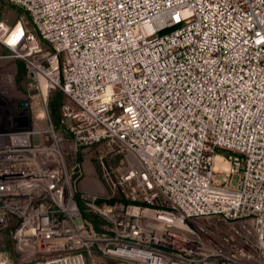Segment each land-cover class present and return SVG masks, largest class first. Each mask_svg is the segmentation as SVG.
<instances>
[{"label": "built area", "instance_id": "obj_1", "mask_svg": "<svg viewBox=\"0 0 264 264\" xmlns=\"http://www.w3.org/2000/svg\"><path fill=\"white\" fill-rule=\"evenodd\" d=\"M6 1L0 264H264V0Z\"/></svg>", "mask_w": 264, "mask_h": 264}, {"label": "rangeland", "instance_id": "obj_2", "mask_svg": "<svg viewBox=\"0 0 264 264\" xmlns=\"http://www.w3.org/2000/svg\"><path fill=\"white\" fill-rule=\"evenodd\" d=\"M20 19H24V21L27 23V26L29 28H32V24L30 22L29 16L27 15V13L20 7L11 4L9 2H7L6 0H0V22L4 21L6 23H8L9 25H14L16 24ZM7 50L3 47L0 46V54H7ZM17 65L19 67L20 70V76L23 77L24 76V66L21 62H17ZM18 87L23 90L24 92H27L26 89V81L23 80L21 81V79L18 80ZM59 95V93L56 92H52L50 94V108L53 107V102L55 101V99L57 98V96ZM61 100H65V97L61 95ZM40 103H38V101L36 100V103L34 104V108L35 109H39L40 108ZM52 110V109H51ZM116 161L114 158L112 159H108V161L104 162V165L101 164H97L95 165L98 166L97 167V171L99 173V176L101 177V180L103 181L102 178V174H103V167H105L106 169L109 167V165H113L115 164ZM221 181H223V179H221ZM104 182V181H103ZM233 184L236 185L237 184V179L235 178V180L233 181ZM83 196V198H81ZM89 194L86 193H79V198L81 199V204L80 207L82 209V211L84 212V215L88 216V218H91L94 221H98V217L93 215L90 211L88 206L85 204L86 202H88V197ZM85 202V203H84ZM0 254H3V256H7L11 261H13L14 263H17V256L15 253V248H14V239L11 233V229H4L0 231Z\"/></svg>", "mask_w": 264, "mask_h": 264}, {"label": "trees", "instance_id": "obj_3", "mask_svg": "<svg viewBox=\"0 0 264 264\" xmlns=\"http://www.w3.org/2000/svg\"><path fill=\"white\" fill-rule=\"evenodd\" d=\"M77 200H78V202H79V204H81L82 202H81V199L79 198V195L77 196ZM82 207V206H81ZM86 217L88 218V216L86 215ZM93 222H94V226H95V228L97 229L98 228V221H94L93 220Z\"/></svg>", "mask_w": 264, "mask_h": 264}, {"label": "water", "instance_id": "obj_4", "mask_svg": "<svg viewBox=\"0 0 264 264\" xmlns=\"http://www.w3.org/2000/svg\"><path fill=\"white\" fill-rule=\"evenodd\" d=\"M26 106H28V104H25Z\"/></svg>", "mask_w": 264, "mask_h": 264}]
</instances>
